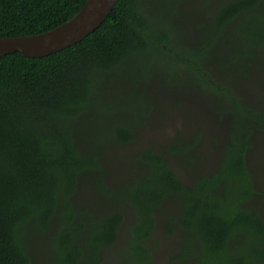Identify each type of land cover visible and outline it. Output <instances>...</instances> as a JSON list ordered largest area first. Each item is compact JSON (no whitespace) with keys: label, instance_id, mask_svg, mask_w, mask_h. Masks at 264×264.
<instances>
[{"label":"trees","instance_id":"16d2710c","mask_svg":"<svg viewBox=\"0 0 264 264\" xmlns=\"http://www.w3.org/2000/svg\"><path fill=\"white\" fill-rule=\"evenodd\" d=\"M85 1L0 0V37L50 30ZM141 2L117 0L98 28L58 52L40 58L19 52L0 57V264H102L121 236L123 264H147L152 259L148 242L168 203L174 209L165 216L164 230L180 239L177 264H264V208L250 205L258 200L264 206V190L257 188L246 162L255 133H264L259 104L237 93L236 112L219 105L225 88L215 89L191 59L172 54V67L179 58L186 71H193L192 82L213 96L218 117L227 120L225 135L230 138L212 171L185 184L168 156L148 148L135 159L146 171L112 187L105 181L100 151L99 134L104 132L98 128V134L91 133L89 147L79 141L73 121L91 103L101 73L134 51H171L167 34L156 31ZM214 22L217 29L227 23L243 29L240 34L253 51L244 63L256 60L255 48L264 42V0L222 1ZM136 125L113 120L105 137L131 142ZM235 126L241 131L237 136ZM194 142L169 144V156L184 154L193 161ZM85 184L104 210L74 206L73 196ZM38 242L49 248L40 263Z\"/></svg>","mask_w":264,"mask_h":264},{"label":"rangeland","instance_id":"374dc122","mask_svg":"<svg viewBox=\"0 0 264 264\" xmlns=\"http://www.w3.org/2000/svg\"><path fill=\"white\" fill-rule=\"evenodd\" d=\"M222 1L226 0H142L156 31L167 34L166 45L171 51H134L118 66L101 73L94 85L91 103L73 121L75 130L81 133L78 138L83 146H90L93 136L90 134H98V128L104 132L99 134L103 139L100 151L108 185H123L134 175L144 173L146 165L137 164L135 159L148 148L168 156L173 170L185 184L200 173L212 171L222 157L224 142L230 138L229 133L225 135L227 120L218 117L213 96L192 82L196 77L193 71H186L179 58L174 61L176 68L172 67V54L191 59L201 74L211 79L215 89L225 88L219 105L227 104L236 112L233 102L239 93L264 111V42L254 47L256 60L244 63L252 59L253 51L249 49L248 38L240 34L243 29L238 30L231 23L215 28L214 16ZM112 119L137 124L134 140L124 144L108 142L105 130ZM238 127H234L236 136L241 134ZM231 135L235 136L233 131ZM192 138L195 141L190 150L193 161H187L189 157L184 154L176 159L169 156V144L178 140L185 144ZM253 138L246 162L257 188L264 190V133L257 132ZM73 204L104 210L103 202L87 184L79 186ZM250 205L264 208L258 200ZM173 209L168 203L158 216L148 242L152 259L147 264L178 263L180 239L177 234L169 235L164 230L165 216L172 214ZM127 217L124 227L129 223ZM124 240L125 236L119 237L114 247L106 251L102 264L125 262ZM35 246L36 260L40 263L47 258L49 248L46 242Z\"/></svg>","mask_w":264,"mask_h":264},{"label":"water","instance_id":"95a60500","mask_svg":"<svg viewBox=\"0 0 264 264\" xmlns=\"http://www.w3.org/2000/svg\"><path fill=\"white\" fill-rule=\"evenodd\" d=\"M117 0H86L82 7L60 25L32 35L0 37V57L19 52L28 58H40L63 50L98 28Z\"/></svg>","mask_w":264,"mask_h":264}]
</instances>
